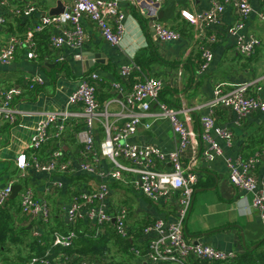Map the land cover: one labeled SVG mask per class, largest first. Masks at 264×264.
<instances>
[{
    "label": "crops",
    "instance_id": "obj_1",
    "mask_svg": "<svg viewBox=\"0 0 264 264\" xmlns=\"http://www.w3.org/2000/svg\"><path fill=\"white\" fill-rule=\"evenodd\" d=\"M146 1H118L120 10L127 15L125 22L127 32L119 46L105 40L99 28L84 18L83 26L88 38L83 47L64 46L54 49L49 42L50 36L60 35L65 27L51 26L37 33L38 56L36 58H28L26 51L19 48L11 63L2 64L0 62V85L15 84L22 87V93L15 100L18 120L14 124L0 120V188L11 182L20 184L18 180L25 179L27 182L21 184L22 188L32 187L36 199L48 202L52 208V218L48 222L31 219L23 212L15 214L16 227L27 226L32 229V234L36 237L43 233L38 221L54 223V217H57L60 223L68 227L71 223L66 211L69 201H66L65 192L72 184V177L87 174L80 167L82 147L74 137V129H67L59 141L45 145L40 155L55 147H62L67 158L72 162L73 172L50 175L27 168V176L18 177L20 170L16 165L17 156L30 150L32 138L43 116L64 109L68 96L79 86L84 75L90 72H96L100 77L97 99L101 104V109L104 110L105 104L114 97V82L123 81L124 87L128 90L139 75L136 72L127 79H122L120 70L125 64L135 61L137 52L145 48L148 55L153 51L158 59L151 60L148 68L141 69L164 82L160 96L162 101L174 108L190 110L191 121L187 124L197 134L201 130V116L213 114V110L216 124L228 126L233 133L231 142L218 139L223 154L214 159L208 160L205 157L206 143L200 136H197L196 141L184 153V165L197 172L198 175V180L194 185L193 204L185 225L189 233L187 237L194 242H202L227 252H234L236 258L245 254L249 247L251 251L256 250V253L260 255L258 262L264 264V223L259 211L252 205L254 192L242 190L232 184L229 180L228 167L229 161L256 156L259 157L255 168L257 179L259 182L264 179V112H255L247 116L240 124H235L233 121L236 116L231 109L223 106L212 109L209 106L217 86L229 90L253 81L255 85L251 88V93L264 99V19L261 17L264 12V0H249L252 12L238 32L243 35L254 34L261 39V49L258 51L259 47L255 53L250 55H243L237 51V35L230 32L238 18L233 6L229 4L225 6L221 22L202 27L188 22L182 16V12L187 10L200 14L210 7V0H165L158 8L152 7L150 16L160 15L162 18L156 21L164 22L172 28L179 27L185 31L177 40L162 41L151 31L148 24L149 19L146 18L147 23H142L137 16V14H143L141 9L136 10L135 6ZM58 3L68 9L72 5V0H8L7 3H2L0 0V15L6 18L5 23H0V47L11 35H24L43 16L49 14L51 8L57 6ZM26 4L35 6V10L30 15L16 17L13 9ZM149 4L153 6L152 3ZM199 33H215L218 36L217 41L211 45L213 60L205 69L202 68L203 57ZM39 48L44 49L39 51ZM84 52L104 54L101 58L103 62L91 64L83 55ZM58 58H62V61H57ZM35 75L40 76L43 83H38L35 86L38 87L33 90L28 87L27 79ZM73 110L80 113L81 107L75 106ZM134 110L141 112L142 108L137 105ZM108 111L109 120L115 126L123 124L125 118L122 114L128 112L126 108L117 103L111 104ZM159 111L157 104L152 103L149 115L142 117V123L130 140L149 143L170 152L175 148V135L170 121L159 116ZM180 117L185 119V114L182 113ZM70 121L78 125L84 122L80 115ZM147 123H151V126L147 127ZM95 136L97 141L105 136L101 121L96 125ZM72 137L76 139L72 140ZM110 165L109 159H102V169H107ZM87 176L84 180H78L80 191L95 189L98 186L100 180L97 175L87 174ZM54 180L62 181L63 188L51 190ZM109 183L111 189L106 205L113 213L124 206V202L121 198L114 200V193H117L119 188L113 187L114 181L111 180ZM136 192L139 196H134L133 192L130 193L127 189H124L122 194L126 196L135 210L134 215H130L129 211L128 217V227L133 229V232L136 231L134 218L137 217L154 220L161 218L170 222L175 220V212L170 205L164 201L149 200L140 191L136 190ZM17 201L20 204L19 195ZM4 206L10 210L14 209L8 203ZM79 221L88 224L89 229L96 228L97 234L103 232L107 226V224L99 225L87 217ZM154 234L153 231L145 234L141 228L138 236L139 244L147 247L148 241ZM257 243L258 245L253 248ZM191 258L194 259V257ZM59 264L72 263L62 259ZM133 264L151 263L145 257L136 255Z\"/></svg>",
    "mask_w": 264,
    "mask_h": 264
},
{
    "label": "built area",
    "instance_id": "obj_2",
    "mask_svg": "<svg viewBox=\"0 0 264 264\" xmlns=\"http://www.w3.org/2000/svg\"><path fill=\"white\" fill-rule=\"evenodd\" d=\"M119 0H72L70 8L58 15L46 14L36 25L29 28L24 35H11L0 47V62L11 63L19 48L26 51L28 58H36L37 40L36 33L45 30L47 27H65L60 35H51L49 42L54 49L64 46L81 48L85 44L88 35L83 26V19L87 18L93 22L100 31L101 36L113 45L119 46L127 32V15L120 10ZM165 0H153L152 4L161 5ZM8 0H2L7 3ZM231 5L237 13L235 25L230 32L237 35L236 49L243 55H250L261 46V39L254 34H238L244 26V22L252 12V5L249 0H210V7L194 14L184 10L182 16L193 25H214L221 22L222 14L226 5ZM35 10L32 4L17 6L13 9L16 17L30 15ZM264 19V12L261 14ZM6 18L0 15V23H5ZM69 25V26H68ZM155 35L162 41L177 40L181 37L180 31L174 29L164 22L156 21ZM201 38L200 49L202 52V68L205 69L213 60L211 45L218 36L215 33H199ZM57 61H62L58 58ZM137 75L131 87L127 90L123 81H116L113 84L115 89L114 97L101 109L97 99V88L100 77L98 73L91 72L84 76L79 86L68 96L67 105L64 109L47 113L40 121L37 132L33 136L30 150L22 152L17 156L16 165L20 170L19 178L27 176V168L36 169L50 175L68 174L73 172L71 160H69L62 147H55L45 154L40 152L50 142L59 141L68 129L72 118L80 115L84 120L83 128L76 133V138L83 145L81 150V170L87 174H95L99 178L97 188L83 190L73 194L66 208L69 222L76 224L83 218H89L99 225L115 223V228L120 236L127 237L129 234L127 207L121 206L115 212H110L106 201L110 195L109 181H120L125 185H132L142 195L152 201H164L170 205L175 212V220L155 219L143 228V232H154V236L148 241L146 251L135 249L137 256H143L151 264H186L191 258L206 261H233L236 258L234 252L216 248L210 244L194 242L185 233V225L193 204L195 194V183L198 180L197 172L186 168L183 162L184 153L187 148L196 141L197 136L206 143L204 155L208 160L222 155V148L218 139H225L228 142L233 140L231 129L216 124L213 114L201 116L200 133L189 127L188 121L191 116L188 109L171 107L160 99L164 88V82L157 77L142 71L135 61H131L120 70L122 79H127L133 73ZM30 88L35 84L43 83L40 76H30L27 79ZM255 82L240 84L232 89L224 90L217 86L214 97L209 102L213 109L223 106L235 113L233 123L240 124L247 116L262 111L264 112V99L251 93ZM22 93L19 85H0V120L14 124L18 120V110L15 106L16 98ZM117 103L128 110L124 113V122L115 126L109 120L108 107ZM152 103L159 108L158 115L170 121L175 135V148L166 152L149 143H138L130 140L139 125L142 117L149 115ZM140 105L141 112L135 111ZM80 106L81 112L73 110V107ZM184 113L185 119L180 115ZM103 118V120H102ZM101 121L105 136L100 141L96 140L95 131L97 123ZM147 127L151 123L146 124ZM110 160L111 165L107 169L101 168L102 159ZM259 157L250 156L229 161V180L236 187L254 192L252 205L259 211L260 218L264 223V179L259 182L255 173L256 163ZM0 188V207L4 206L11 198L12 185ZM261 185V187H260ZM62 181L54 180L51 190L63 188ZM21 210L31 219L49 221L52 218V208L46 201L36 199L32 187L26 186L19 192ZM76 232L62 233L55 232L53 245L69 248L73 244ZM75 258H79L75 260ZM70 261L72 264H96L89 258L79 255H67L59 253L53 256L48 249L42 255L31 257L29 264H52L60 260Z\"/></svg>",
    "mask_w": 264,
    "mask_h": 264
},
{
    "label": "trees",
    "instance_id": "obj_3",
    "mask_svg": "<svg viewBox=\"0 0 264 264\" xmlns=\"http://www.w3.org/2000/svg\"><path fill=\"white\" fill-rule=\"evenodd\" d=\"M137 16L142 23H147V19L143 15L137 14ZM174 29L180 31V33L185 31L179 27H174ZM35 37L37 38V33ZM43 49L44 48H39V51H43ZM153 59H158L156 53L152 51V53L148 55V51L145 48H142L135 56L136 64L142 69L148 68ZM88 74L89 73L84 76ZM11 85L13 84L7 86ZM36 85L37 84H35V86ZM35 86L34 88H30L28 85V87L33 90L38 87ZM68 126V130L74 129L73 134L74 137H76V133L83 128L84 122L81 125L70 122ZM75 139L72 137V140ZM80 145L83 147L82 144ZM86 177H88L87 174H81L79 177H72V184L65 192L67 202L70 201L73 194L81 192L78 180H84ZM26 182L27 180L25 179L18 180V183L20 184ZM113 187H121L127 190V187H129L131 191L134 190L132 192H136L134 186L125 185L120 181H114ZM123 202L124 206L130 211V215H134L135 210L129 203V200L124 199ZM7 203L8 205L11 204V207L14 209L10 210L7 206L0 207V264H27L31 257L42 255L48 249L53 252L54 257L62 252L67 255H79V257L89 258L94 263L99 264H133L136 256L134 250L139 248L142 253L146 251V247L139 244V231L154 220L144 218L139 219L138 217L136 219L134 218V225L137 226L135 227L136 231L133 232V229H129L128 236L123 237L118 234L114 222L107 224L106 229L97 234L96 228L89 229L88 224L86 225L81 221H78L76 224H70L67 227L63 223H60L57 217H54V223H52V221L49 223H44L42 221L37 222L43 233L39 237H36L32 234L31 228H28L27 226L16 227L15 214L22 212L21 205L17 201V198H10ZM70 230L76 232V237L73 239L71 247L63 248L53 245L55 232L67 233L70 232ZM77 259L79 258H75V260ZM258 261H260V255L256 253V250L251 251L248 247L245 254L239 255L233 261L212 262L191 258L186 264H261Z\"/></svg>",
    "mask_w": 264,
    "mask_h": 264
},
{
    "label": "water",
    "instance_id": "obj_4",
    "mask_svg": "<svg viewBox=\"0 0 264 264\" xmlns=\"http://www.w3.org/2000/svg\"><path fill=\"white\" fill-rule=\"evenodd\" d=\"M152 1L153 0H147L146 2L139 3L138 6H135V9L136 10H139V8L141 9L143 16L145 18L149 19L148 24H149V27H150L151 31L153 33H155L154 23H155L156 20L161 19L162 17L160 15L158 17L157 16L156 17L155 16H150V11L152 10V7L158 8L160 6L158 3L151 4L153 6H150L149 3H152ZM65 10H66L65 6L62 5L61 3H58L57 6L51 8L49 14L50 15H58V14H61ZM83 55L87 57L88 62L90 61L91 64H93L94 62H103V60L101 58L104 57V54H102V53H98V52H90V53L89 52H84ZM21 189H22V185L21 184H13L12 185L11 199L17 198L18 195H19V192L21 191ZM113 221H115V220H113ZM185 233H186L187 236H189V233H188V230H187L186 227H185ZM242 237H243V240L245 241L243 233H242ZM257 245H258V243L255 244L253 246V248H255Z\"/></svg>",
    "mask_w": 264,
    "mask_h": 264
},
{
    "label": "rangeland",
    "instance_id": "obj_5",
    "mask_svg": "<svg viewBox=\"0 0 264 264\" xmlns=\"http://www.w3.org/2000/svg\"><path fill=\"white\" fill-rule=\"evenodd\" d=\"M261 47H262V46H261ZM261 47L258 49V51L261 49ZM258 51H257V52H258ZM256 57H257V56H256ZM124 189H125V188H119V189H118V192L116 191L117 193H114V200H115V201H116L115 198H117V199H118V198H121V201L124 200V199H126V196L122 195ZM128 191L131 193L129 187H128ZM132 191H134V190H132ZM120 194H121V195H120ZM138 194H139V193H137V192H133V195H134V196H139Z\"/></svg>",
    "mask_w": 264,
    "mask_h": 264
}]
</instances>
